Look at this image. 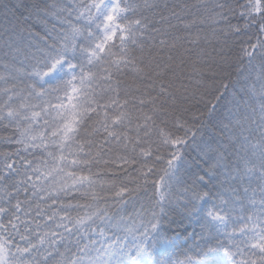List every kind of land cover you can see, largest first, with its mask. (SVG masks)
Returning a JSON list of instances; mask_svg holds the SVG:
<instances>
[{"label": "snow or ice", "instance_id": "6c2138e0", "mask_svg": "<svg viewBox=\"0 0 264 264\" xmlns=\"http://www.w3.org/2000/svg\"><path fill=\"white\" fill-rule=\"evenodd\" d=\"M0 264H264V0H0Z\"/></svg>", "mask_w": 264, "mask_h": 264}, {"label": "trees", "instance_id": "16d2710c", "mask_svg": "<svg viewBox=\"0 0 264 264\" xmlns=\"http://www.w3.org/2000/svg\"><path fill=\"white\" fill-rule=\"evenodd\" d=\"M5 135V133L3 132V130H0V136Z\"/></svg>", "mask_w": 264, "mask_h": 264}]
</instances>
